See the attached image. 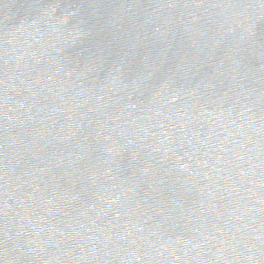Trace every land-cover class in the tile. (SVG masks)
<instances>
[{"label": "water", "instance_id": "1", "mask_svg": "<svg viewBox=\"0 0 264 264\" xmlns=\"http://www.w3.org/2000/svg\"><path fill=\"white\" fill-rule=\"evenodd\" d=\"M143 264H264V0H97Z\"/></svg>", "mask_w": 264, "mask_h": 264}]
</instances>
